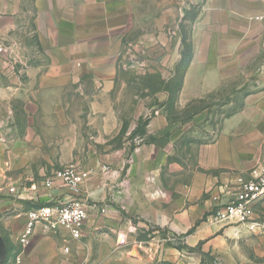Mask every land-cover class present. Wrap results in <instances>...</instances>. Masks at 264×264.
<instances>
[{
    "label": "crops",
    "instance_id": "1",
    "mask_svg": "<svg viewBox=\"0 0 264 264\" xmlns=\"http://www.w3.org/2000/svg\"><path fill=\"white\" fill-rule=\"evenodd\" d=\"M152 1V12L143 14L142 0H0V38L6 47L1 58L9 60L0 64V106H11L13 114L19 111L26 123L4 130L0 138V150L8 152L0 161L4 194L11 186L26 187L0 198V234L8 247L4 264H201L200 257L170 246L166 238L152 239L148 254L147 241L130 232L136 216L183 244L202 245V251L215 250L226 236L235 235L236 228L221 233L219 225L202 218L215 206L213 197L220 189L264 162V18L259 19L264 17V0H201L189 21L193 54L176 102H198L229 86L248 88L243 107L224 118L215 137L193 145L194 169L171 161L172 137L138 145L126 180L132 191L98 194L92 175L81 189L92 205L81 239L38 226L28 244L19 241L30 210L23 205L71 197L63 186L43 187L57 169L60 152L91 147L86 136L121 130L115 100L123 97L122 72L160 73L166 81L175 77L182 41L171 33L174 5L171 0ZM187 11L182 7V22ZM139 54L152 59L141 65L134 61ZM154 96L167 102L170 94ZM156 112L153 121L159 126L152 129L151 120L148 133L160 137L172 132L161 109ZM89 151L92 157L94 150ZM118 155L110 154L116 166L123 162ZM100 201L104 213L93 209Z\"/></svg>",
    "mask_w": 264,
    "mask_h": 264
},
{
    "label": "rangeland",
    "instance_id": "2",
    "mask_svg": "<svg viewBox=\"0 0 264 264\" xmlns=\"http://www.w3.org/2000/svg\"><path fill=\"white\" fill-rule=\"evenodd\" d=\"M160 1L164 2L169 0ZM171 1L174 5V21L170 26L171 33L174 37L178 35L181 42L183 35L189 36V21L196 15L201 0ZM152 2V0H142L140 12L143 14L149 11L152 12ZM182 7L184 11H187V7L189 8L184 16L183 22L181 21ZM174 42H176V40H174ZM134 59V61L143 65L149 63V59L152 58L147 54H139ZM3 61L9 62V60L5 58H0V64L1 62L4 63ZM125 62L129 64L133 63L132 59H126ZM134 71L135 70L132 69H126L122 72L121 79H124V82L121 80V83L122 85L124 84V86L122 87L121 85L120 89L123 97L121 101L116 102L115 100V107L118 109L120 122L122 123L121 130L118 133L108 136H86L85 140L91 141V147L87 144L83 149L78 151L62 150L60 152V161L56 164V168L60 169L68 163L77 161L76 155H79V160H81L82 163H91V166L93 165L94 167L92 169L91 175L93 177L91 176V181H94V190H96L98 194L108 192L110 195H113L125 189L127 191H132L131 184L126 182L128 179V169L132 162V153L138 145L156 142V139H161L162 141L166 139L170 140L172 137L174 155L171 161H178L177 163L181 165L184 164L185 166L187 165L190 170L194 169L192 165L194 159L192 151L193 145L212 140L217 134L224 118L243 107V99L248 90L247 87L236 85L221 88L210 94V96L204 100L188 103L186 105H179L176 102L177 100L160 102L158 97L154 96L155 94L152 93V76L150 75L152 73L147 72V74H144L142 71L136 74ZM172 99H174V97ZM0 107V138L4 137V130L15 126L26 125L24 122L25 116L20 114L19 111L13 114L10 112L11 106L3 104ZM160 109L161 114L165 115L167 118V127L173 131H167L166 133H162L160 137H157L153 133L152 135L148 133V126L151 120L152 129L159 126L158 122L153 120L157 116L156 111ZM139 113H141L142 118L150 119L149 124L145 127V135H141L140 131L136 129L139 122L136 115ZM134 123H136L135 127L132 125ZM135 129L136 132L134 133L133 131H135ZM0 143H3L2 139H0ZM89 149L94 150V152H92L93 155H91L92 157H90ZM7 153L8 152L4 150H0V161L7 158L5 156ZM111 153L122 154L117 156L119 160H123V162L121 161L122 165L120 163L117 166L114 165L116 163L115 159L110 157ZM104 164H109V167L102 169L105 167L102 166ZM176 173L180 174L179 167ZM37 178L40 179L39 176ZM102 180L103 184L101 182ZM150 180L152 179L150 178ZM6 185V183H0V198L13 196V193L9 191V187L7 191H5L7 193L4 194V187ZM104 185H107V187H104ZM143 187L144 186L140 187L141 191H144ZM102 205H104L102 201L97 202L93 204V209H101ZM22 207L25 209H33L36 206L29 204L23 205ZM101 212L102 210L100 213ZM256 213L259 224L253 228L247 225H227L224 222L210 220L209 214L203 216L202 221L205 220L213 225H219L221 233H224L226 228L233 227L237 229L234 236H226L222 242L216 245L215 250L213 247L209 250L205 247L206 251H202V245L191 247L183 244L182 240L175 238L174 235H169L166 230L152 227V224L144 221L138 216L133 217L132 222L136 228L131 229L130 232L137 240L147 241L148 248L146 252L150 255H152V244H149V242H152V239L157 237V240L166 238L170 246L175 248L185 245L188 246L189 248H184L185 251L188 252L189 255L200 257L201 264H264V201L259 204ZM125 218L129 219L126 215ZM243 227L244 229H241ZM191 232L192 231L189 233ZM202 252L204 254H202Z\"/></svg>",
    "mask_w": 264,
    "mask_h": 264
},
{
    "label": "built area",
    "instance_id": "3",
    "mask_svg": "<svg viewBox=\"0 0 264 264\" xmlns=\"http://www.w3.org/2000/svg\"><path fill=\"white\" fill-rule=\"evenodd\" d=\"M264 17L260 16L259 19ZM264 48V32L262 37ZM6 47L0 38V58L5 56ZM92 168L75 161L56 169L43 181V187L51 190L57 186L65 187L71 197L66 201L48 202L30 209L26 214V225L19 237L22 245L28 244L36 228L65 238L81 239L83 225L90 214L92 205L81 196V189L90 179ZM20 187V188H19ZM11 186V193H21L26 187L22 183ZM215 206L209 212V219L225 224L247 225L253 228L259 224L257 207L264 201V162L260 161L245 173H241L229 184L220 189L213 197ZM104 213L106 210L101 209ZM64 250L69 252V248Z\"/></svg>",
    "mask_w": 264,
    "mask_h": 264
},
{
    "label": "trees",
    "instance_id": "4",
    "mask_svg": "<svg viewBox=\"0 0 264 264\" xmlns=\"http://www.w3.org/2000/svg\"><path fill=\"white\" fill-rule=\"evenodd\" d=\"M181 46H182L181 59L176 66V69H175L176 75L172 80L166 81L165 79L162 78V75L160 73L150 74L152 76V93L155 94L160 91H167L170 94L169 101L177 100L178 92L180 91L182 87L184 74L187 71L190 65L191 59H192L193 45H192V42L189 36H186V35L182 36ZM173 97L174 99H172ZM149 120H150L149 118L144 119L142 117L139 119L138 126L136 127V129L140 131L141 135L146 134L145 127L149 124ZM136 129L135 131H133L134 133L136 132ZM43 204L45 203H41L37 207ZM158 229H161V228L158 227ZM178 248L183 249V248H189V247L185 245V246H179ZM202 254L204 253L202 252ZM7 258H8V254H7Z\"/></svg>",
    "mask_w": 264,
    "mask_h": 264
},
{
    "label": "water",
    "instance_id": "5",
    "mask_svg": "<svg viewBox=\"0 0 264 264\" xmlns=\"http://www.w3.org/2000/svg\"><path fill=\"white\" fill-rule=\"evenodd\" d=\"M7 244L3 235L0 234V264H4L7 258Z\"/></svg>",
    "mask_w": 264,
    "mask_h": 264
}]
</instances>
